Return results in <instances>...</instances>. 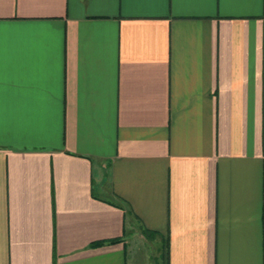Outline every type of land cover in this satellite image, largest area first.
<instances>
[{
  "label": "crops",
  "instance_id": "crops-1",
  "mask_svg": "<svg viewBox=\"0 0 264 264\" xmlns=\"http://www.w3.org/2000/svg\"><path fill=\"white\" fill-rule=\"evenodd\" d=\"M135 226L264 264V0H0V264H146Z\"/></svg>",
  "mask_w": 264,
  "mask_h": 264
},
{
  "label": "rangeland",
  "instance_id": "rangeland-1",
  "mask_svg": "<svg viewBox=\"0 0 264 264\" xmlns=\"http://www.w3.org/2000/svg\"><path fill=\"white\" fill-rule=\"evenodd\" d=\"M141 230L140 227H133L130 230H128V234L130 236H134V237H130L129 235V240L131 241V243L133 244V246L137 247V251L140 253V261H144L145 259L147 260L148 264H150V252L154 253L155 252V248H153V246H155V241L150 240V237L146 235L145 237L143 235H141ZM128 252L130 253L132 251L131 247H128ZM129 255V254H128ZM153 255V254H152ZM148 258V259H147ZM146 262V264H147ZM153 264V261L152 263Z\"/></svg>",
  "mask_w": 264,
  "mask_h": 264
},
{
  "label": "trees",
  "instance_id": "trees-1",
  "mask_svg": "<svg viewBox=\"0 0 264 264\" xmlns=\"http://www.w3.org/2000/svg\"><path fill=\"white\" fill-rule=\"evenodd\" d=\"M143 232H144V234H146L147 236L150 235V232L147 231V230H144ZM118 241H119V240H112V241H110V242H111V243H115V242H118Z\"/></svg>",
  "mask_w": 264,
  "mask_h": 264
}]
</instances>
